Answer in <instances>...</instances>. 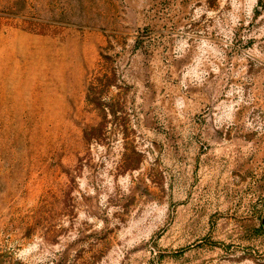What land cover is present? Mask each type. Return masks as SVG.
Returning a JSON list of instances; mask_svg holds the SVG:
<instances>
[{"label":"rangeland","instance_id":"rangeland-1","mask_svg":"<svg viewBox=\"0 0 264 264\" xmlns=\"http://www.w3.org/2000/svg\"><path fill=\"white\" fill-rule=\"evenodd\" d=\"M0 264H264V0H0Z\"/></svg>","mask_w":264,"mask_h":264}]
</instances>
